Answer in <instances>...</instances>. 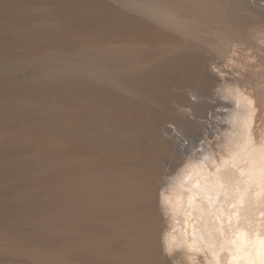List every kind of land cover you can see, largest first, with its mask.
Returning a JSON list of instances; mask_svg holds the SVG:
<instances>
[{"label": "bare ground", "instance_id": "6f19581e", "mask_svg": "<svg viewBox=\"0 0 264 264\" xmlns=\"http://www.w3.org/2000/svg\"><path fill=\"white\" fill-rule=\"evenodd\" d=\"M76 17L74 14L66 20L67 33L74 42H87L62 47L59 52L66 58H59L62 60L57 64L69 74H80L83 78L66 82L46 94L15 93L6 87L0 90V264H163L158 185L166 184L171 175L163 174L160 165L173 167L183 163L182 158L169 156L170 148L187 157L193 156V152L189 145L178 147V139L173 137L170 126L165 125L166 115L154 118L152 114L161 112L171 101V110L175 105L181 110L182 103L171 98L162 106L164 95L161 100L157 95L149 110L142 104L126 103L128 98L123 99L130 95L131 83L111 74L107 58L124 51L140 54L138 49L142 47L138 44L137 49L130 41L95 46L89 36L102 33L106 27L94 18ZM4 23L15 24L12 20ZM112 25L105 26L109 31L118 28ZM26 34L18 31L12 37L30 43L31 37L28 39ZM36 54L31 57L40 58ZM4 69L0 65L1 83L7 75ZM172 74L175 76L172 71L167 81L161 79L163 87L181 90L183 83L178 84ZM149 75L132 83L139 86L156 83L157 79ZM168 79L173 83L167 84ZM208 82L207 77L200 82L203 92L208 91ZM185 87L186 95L191 93L195 100H203L205 94L198 95V88ZM239 88L233 86L228 93L225 91L230 102L227 107L232 109L228 121L232 136L227 137V154L220 160L208 156L203 166L175 184L166 199L173 211L187 219L183 229L185 239H181L183 246L190 233L187 229H191L193 253H197L195 249L209 253L211 264H264V133L256 138L253 102L241 95ZM151 110L150 134L155 139H167L164 150L167 155H159L158 161L145 171L146 191L132 192L129 187L136 183L130 179L132 176H125L127 170L122 166L142 163L145 159L142 154L148 155L143 150L145 142L139 144L138 133L146 131L145 112ZM165 111L169 113L166 107ZM205 136L206 132L200 133V137ZM198 176L200 179L192 184ZM186 190L191 193L187 195ZM133 201L144 209L132 211ZM186 206L192 208L191 217H185Z\"/></svg>", "mask_w": 264, "mask_h": 264}, {"label": "rangeland", "instance_id": "374dc122", "mask_svg": "<svg viewBox=\"0 0 264 264\" xmlns=\"http://www.w3.org/2000/svg\"><path fill=\"white\" fill-rule=\"evenodd\" d=\"M151 1L153 3L148 0H0V61L3 62L0 65L5 67L4 70L7 74L4 78L5 82H0V90L8 88L7 90L10 92L13 90L15 93L16 91L17 93L24 91L46 94L58 86L65 85L66 82H74L83 78L80 74H69V71H64L61 65L57 64L65 57L62 52H59L63 49L62 47L72 48L87 42L84 40L74 42L71 35L67 33L66 25L68 23L66 20L74 14L77 16L74 19L85 18L89 20L94 18L93 20L104 24L106 27L102 33L89 36L92 38L91 40H94L95 46L104 47L107 44L116 45L126 41L135 44L137 49L141 46V51L138 49L140 54H136V51H134L135 53L124 51L116 57L107 58L106 64L111 67V74L121 81L134 84L132 82L136 78L149 74V77L157 79L155 80L156 83H151V85L147 83V85H142L143 87L130 84V95L123 100L128 98L126 103L129 105L132 102L134 105L142 104L149 110L153 99L160 95L159 99L161 100L162 95H164L166 98H162V106H165L169 99L174 98L175 100L176 98L179 99L177 101H181L180 103L184 108L181 106L180 110L179 105H175V109L171 110L173 108L171 101L167 102L165 106L169 113L163 112L165 107H163L164 110L161 108V112L153 113L152 110L145 112L147 133L144 131L145 129H141V134L138 133L141 136L139 144L146 143H144V147L147 150L146 148L143 150L146 151V155L150 156H145V153L142 154L145 157L142 163L122 166L127 170L126 172L123 170V172H125V176H132L130 179L136 183L129 187L132 192L146 191L147 185L145 183L148 175L146 176L145 171L149 168L148 166L158 161L159 155L163 153L164 156L167 155V151L164 152L167 150V139L164 137L161 139L160 137L158 139L153 138L149 131V125L152 121V115L154 118H157L158 115L160 117L166 115L164 116L166 119L163 117L165 125L170 126L169 128L174 134L173 137L178 139V147L189 145L193 156L181 155L170 148L169 156L171 158L175 156L177 159L182 158L183 163H178L173 167L164 165V163L162 165V162L159 163L162 173L171 175L166 179V184L158 185L160 198L157 204L160 208L163 226L161 235L163 264H211L209 253L205 254L198 249H195L197 253H193L194 240L191 229H187V233H190L185 247L183 246L181 239H185L183 229H185L187 219H183L181 213L173 211L166 199L168 196L170 198L176 183L185 180L193 171L203 166L210 156L220 160L221 156L227 154L226 145H228L229 140L227 137L232 136V133L228 132L231 131L228 128L230 125L228 121L232 111L231 108L227 107L230 102L225 96L229 92L228 88L240 87L241 95H246L251 99L255 111L253 124L255 136L259 138L264 133V0ZM162 8L163 10H161ZM182 8L184 9L182 10ZM6 20H12L15 24H5L4 21ZM111 23L112 26L118 28L109 31L105 25ZM117 23L119 24L117 25ZM119 29L122 33H119L121 32ZM18 31L26 32L27 38L31 37L32 41L24 43L13 38L12 35ZM107 32L112 34L108 35ZM34 52L40 58L31 57ZM233 59L236 60L235 63L232 61ZM37 67L38 69H36ZM165 69L167 70L166 73ZM172 71L175 75L172 74V78H177L178 84L183 83L187 87L198 88V95L200 96L205 94L203 100H195L196 98L191 93L186 95L187 88L183 84L182 87L186 88L184 90H182L183 88L181 90L175 89L172 86L168 87L167 90V87H163L164 82H161V79L167 81V75ZM25 74L27 75L25 76ZM206 77L210 86L208 91L203 92L200 82ZM189 83L190 85H188ZM225 91L228 92L225 94ZM158 92L160 94H157ZM145 99L147 101H144ZM151 113L153 114L151 115ZM198 130L200 133L206 132L205 138L200 137ZM168 139L171 140L170 137ZM199 179V176L196 177L192 184H196ZM186 193L189 195L188 193L191 192L189 190ZM131 206H133L132 211L133 209H135L134 211L144 209L143 206L135 204L134 201L131 202ZM185 209H187V216L185 217H191L192 208L186 206ZM138 226H142V223ZM191 227L193 226L191 225Z\"/></svg>", "mask_w": 264, "mask_h": 264}]
</instances>
